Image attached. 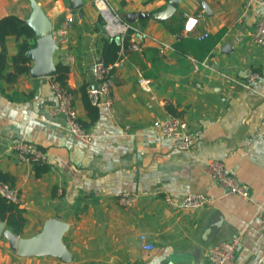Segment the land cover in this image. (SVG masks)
Segmentation results:
<instances>
[{
    "label": "crops",
    "instance_id": "crops-1",
    "mask_svg": "<svg viewBox=\"0 0 264 264\" xmlns=\"http://www.w3.org/2000/svg\"><path fill=\"white\" fill-rule=\"evenodd\" d=\"M36 1L53 26L54 64L70 69L68 87L93 141H78L65 116L53 112V78L29 73L14 84L0 80V171L16 180L27 219L20 238L36 237L50 220H59L68 226L63 243L72 257L21 256L1 236L0 264H213L209 249L237 236L233 264H264V47L252 37L264 7L251 0H203L208 14L197 0H181L164 22L134 23L147 37L130 36L140 50L114 65L113 105L102 100L93 121L80 89L98 85L95 69L107 38L94 0H82L77 10L72 0ZM108 1L123 19L169 5ZM32 13L30 0H0V21L26 23ZM190 19L198 21L188 31ZM24 41L34 48V32L6 38L5 73L13 72L12 59ZM159 42L169 47L161 50ZM252 74L259 78L250 88L234 83ZM142 79L151 80L150 91ZM169 109L196 135L191 150L176 149L175 140L154 127L173 116ZM18 143L41 151L50 171L37 178L34 162L15 153ZM212 161L225 165L248 199L225 194L206 172ZM127 193L138 197L132 208L119 203ZM189 194L210 203L184 210ZM141 235L152 251L143 248Z\"/></svg>",
    "mask_w": 264,
    "mask_h": 264
},
{
    "label": "built area",
    "instance_id": "built-area-1",
    "mask_svg": "<svg viewBox=\"0 0 264 264\" xmlns=\"http://www.w3.org/2000/svg\"><path fill=\"white\" fill-rule=\"evenodd\" d=\"M251 3L264 7V0H251ZM94 4L103 22L107 38L115 39L122 43L129 34L132 38L138 37L139 39H143L147 37L140 29L125 21L110 5L108 0H94ZM197 21V19H190L186 30L191 31L197 24ZM252 37L257 47H264V15L259 21ZM131 44L130 49L132 51L140 50L139 40H133ZM158 44L161 50L169 47L164 42H159ZM95 73L98 85L90 90V96L95 104L100 105L103 100L111 108L113 105V92L117 84L114 74L111 73V67L105 66L102 59H100L96 65ZM258 78V74H252L247 80H235L234 83L244 88H250L251 84ZM140 83L150 91L151 80L142 79ZM54 89L57 95V104L53 112L65 116L70 132L78 141L84 144L92 143V134L83 128L79 121V115L74 105V96L67 89L60 87L56 82H54ZM154 127L162 136L173 138L175 140V148L180 151L191 150L193 141L196 139V135L189 131L187 123L180 117L170 116L163 121H155ZM14 150L22 161L36 162L44 160V154L27 143L16 144ZM206 172L225 191V194L245 199L249 198L248 190L235 177L228 173L222 162H210L206 167ZM0 194L14 202H19L17 192L6 185L0 186ZM137 201L138 197L129 193L119 197V203L127 208L134 207ZM209 203L210 201L204 195L189 194L184 202L183 209L190 211L201 208ZM262 224L264 227V212L262 214ZM140 239L145 250L152 251L154 249L153 245L147 244L146 235H141ZM240 243V236L235 237L231 241L221 242L209 249L208 257L213 264H233Z\"/></svg>",
    "mask_w": 264,
    "mask_h": 264
},
{
    "label": "trees",
    "instance_id": "trees-1",
    "mask_svg": "<svg viewBox=\"0 0 264 264\" xmlns=\"http://www.w3.org/2000/svg\"><path fill=\"white\" fill-rule=\"evenodd\" d=\"M13 35L18 38L22 36L31 38L33 36V31L26 25V23L16 17L6 18L0 21V47L2 48L0 51V80L3 79L11 84L17 82L22 75L30 73L31 61L27 57V53L33 49L34 46L28 41L21 43L18 46L17 54L12 59L13 72L5 73L7 67L5 48L6 38ZM131 45L130 34L122 43L115 39H104L101 59L105 66L111 67V73H115L114 71H116V68L114 65L122 59L123 54L126 55L132 53V50L130 49ZM57 70L58 73L53 79L60 85V87L67 89L74 96V93L69 89L67 83L70 69L62 64H59L57 65ZM91 89V84H85L80 89V93L89 118L95 121L99 116L100 106L99 104H95L93 102L90 96ZM169 111L173 116L177 115L174 113L173 109H169ZM79 121L82 127L88 130L80 118ZM44 161L45 159L34 162L33 168L37 178L42 177L50 171V166ZM15 181V177L11 174L0 171V186L6 185L10 189L14 190ZM0 221L4 222L6 224V228L18 237L23 234L27 224L24 209L21 207L20 203L14 202L2 194H0Z\"/></svg>",
    "mask_w": 264,
    "mask_h": 264
},
{
    "label": "water",
    "instance_id": "water-1",
    "mask_svg": "<svg viewBox=\"0 0 264 264\" xmlns=\"http://www.w3.org/2000/svg\"><path fill=\"white\" fill-rule=\"evenodd\" d=\"M201 7L210 14L208 5L203 0H197ZM33 8L31 18L26 22L34 32L35 47L27 53V57L33 61L31 76L34 78H54L57 73V65L54 64V55L58 47L53 38V26L45 15L43 9L36 0H30ZM181 0H169L166 10L156 13H132L124 16L125 21L134 24L144 20L164 22L176 11ZM82 0H72V9H80ZM68 226L59 220H50L42 232L33 238L24 239L14 235L6 224L0 221V237L3 236L11 250L21 256L51 255L63 262H70L72 257L63 243V237Z\"/></svg>",
    "mask_w": 264,
    "mask_h": 264
},
{
    "label": "rangeland",
    "instance_id": "rangeland-1",
    "mask_svg": "<svg viewBox=\"0 0 264 264\" xmlns=\"http://www.w3.org/2000/svg\"><path fill=\"white\" fill-rule=\"evenodd\" d=\"M127 208V207H126ZM5 239V238H4ZM6 240V239H5ZM7 241V240H6ZM8 243V242H7Z\"/></svg>",
    "mask_w": 264,
    "mask_h": 264
}]
</instances>
